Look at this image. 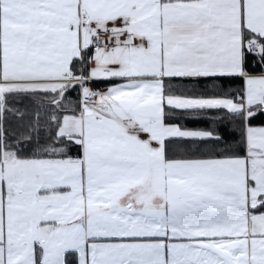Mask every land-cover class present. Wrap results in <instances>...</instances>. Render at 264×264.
<instances>
[{
    "label": "snow or ice",
    "instance_id": "obj_1",
    "mask_svg": "<svg viewBox=\"0 0 264 264\" xmlns=\"http://www.w3.org/2000/svg\"><path fill=\"white\" fill-rule=\"evenodd\" d=\"M0 264H264V0H0Z\"/></svg>",
    "mask_w": 264,
    "mask_h": 264
}]
</instances>
